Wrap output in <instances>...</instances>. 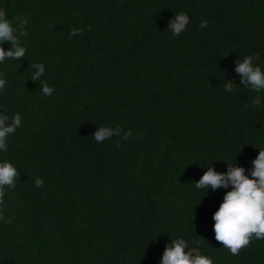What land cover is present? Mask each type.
<instances>
[{
    "label": "trees",
    "instance_id": "16d2710c",
    "mask_svg": "<svg viewBox=\"0 0 264 264\" xmlns=\"http://www.w3.org/2000/svg\"><path fill=\"white\" fill-rule=\"evenodd\" d=\"M0 9L13 27L28 21L25 57L0 63V111L22 117L0 151L20 173L0 205V264H161L177 238L200 241L214 264H264V239L235 256L215 239L231 186L196 188L211 166L251 178L264 149V91L235 71L255 53L264 71V0H0ZM181 12L189 24L174 36L168 23ZM35 63L45 72L33 81ZM117 125L131 138L92 136Z\"/></svg>",
    "mask_w": 264,
    "mask_h": 264
},
{
    "label": "clouds",
    "instance_id": "9594fccd",
    "mask_svg": "<svg viewBox=\"0 0 264 264\" xmlns=\"http://www.w3.org/2000/svg\"><path fill=\"white\" fill-rule=\"evenodd\" d=\"M27 24V19H20L19 26L13 27L12 21L7 18L6 11L0 9V63H4L7 59L19 61L25 57L27 49L21 45L20 38L28 35L26 30H21L25 29ZM188 24L189 16L187 13L181 12L175 14L169 21L168 28L174 36H179L185 31ZM207 24L206 20L202 21L200 28H206ZM82 34L83 29L72 28L69 32L70 36ZM5 42L11 45L8 50L2 47ZM258 57V53L245 56L242 61H237L235 69L240 74L241 85L256 93L264 91V71L254 63ZM31 67L36 70L31 80H39L45 72L44 64L35 63ZM2 76L3 74H0V90L5 89L8 83ZM234 87L236 85L232 81H227L224 90L231 92ZM41 91L44 96L49 97L55 89L47 82H43ZM253 103L260 105L261 97L257 95ZM21 126L22 117L19 113L10 117L7 114V109L0 111V151H7L9 137L14 135ZM122 132L123 129L119 125L115 128L102 126L92 136L97 143H102L114 136L123 140L131 138L130 130L121 135ZM117 147H120L119 142H117ZM252 163L251 178L245 174L246 170L243 167L228 164L226 173H219L212 166L207 168V171L196 183L197 189L211 188L214 190L231 186V190L226 192L223 202L215 211L213 219L216 241L220 242L234 256L238 255L242 249H246L253 239H264V149H260ZM19 177L20 173L11 162H0V205L4 203L6 189L15 188ZM35 185L38 188L43 187V179L37 177ZM194 244L196 246L189 248L183 238L171 240V243L165 247L161 264H214L212 258L201 254L200 241H195Z\"/></svg>",
    "mask_w": 264,
    "mask_h": 264
}]
</instances>
